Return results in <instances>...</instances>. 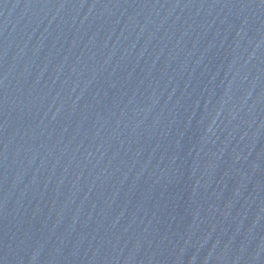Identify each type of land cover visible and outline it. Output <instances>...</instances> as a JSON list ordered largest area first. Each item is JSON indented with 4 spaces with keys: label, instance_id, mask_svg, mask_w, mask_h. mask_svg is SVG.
I'll list each match as a JSON object with an SVG mask.
<instances>
[{
    "label": "water",
    "instance_id": "water-1",
    "mask_svg": "<svg viewBox=\"0 0 264 264\" xmlns=\"http://www.w3.org/2000/svg\"><path fill=\"white\" fill-rule=\"evenodd\" d=\"M0 264H264V0H0Z\"/></svg>",
    "mask_w": 264,
    "mask_h": 264
}]
</instances>
